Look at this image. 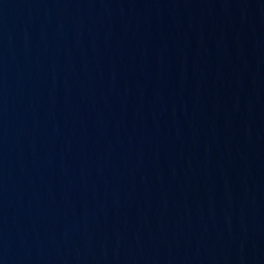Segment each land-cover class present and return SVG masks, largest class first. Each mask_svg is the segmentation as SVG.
Segmentation results:
<instances>
[{
  "label": "water",
  "instance_id": "obj_1",
  "mask_svg": "<svg viewBox=\"0 0 264 264\" xmlns=\"http://www.w3.org/2000/svg\"><path fill=\"white\" fill-rule=\"evenodd\" d=\"M0 264H264V0H0Z\"/></svg>",
  "mask_w": 264,
  "mask_h": 264
}]
</instances>
